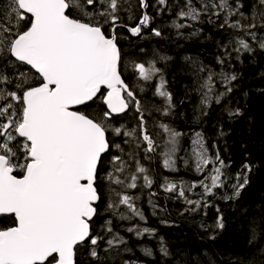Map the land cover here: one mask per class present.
Here are the masks:
<instances>
[{
	"label": "snow or ice",
	"instance_id": "snow-or-ice-1",
	"mask_svg": "<svg viewBox=\"0 0 264 264\" xmlns=\"http://www.w3.org/2000/svg\"><path fill=\"white\" fill-rule=\"evenodd\" d=\"M150 7L157 15L172 12L168 27L177 38L197 36L199 29L184 30L205 18L230 37L218 44L220 71L191 61L196 74H205L198 75L196 91L197 110L207 116L233 91L232 62L264 53V0H0V264H138L126 256L132 248L119 229L137 241L155 237L154 229L114 223L146 221L133 195L138 189L149 190L156 214V181L144 161L158 157L165 171H177L184 135L161 119L175 109L158 67L171 57L154 50L149 58L138 46L144 58L126 61L120 45L121 38H165L153 26ZM147 90L161 103H146ZM225 111L229 119L241 115ZM190 142L179 159L202 178L188 184L164 176L159 188L165 199L181 200L189 206L185 211L195 212L210 207L207 198L228 185L231 165L218 150L211 152L202 131L193 130ZM252 168L241 166L232 194L223 199L241 195ZM260 222L252 218L249 244ZM215 228H224L222 213ZM141 250L153 255L151 248ZM159 253L169 256L162 240ZM247 264H264V247Z\"/></svg>",
	"mask_w": 264,
	"mask_h": 264
},
{
	"label": "trees",
	"instance_id": "trees-1",
	"mask_svg": "<svg viewBox=\"0 0 264 264\" xmlns=\"http://www.w3.org/2000/svg\"><path fill=\"white\" fill-rule=\"evenodd\" d=\"M134 11L138 15L140 10L137 8ZM147 11L154 17L153 26L161 28L165 38L149 37L145 40H135L134 43L132 40L121 38L120 45L124 53L128 54L125 57L126 61L137 57L144 58L137 51L138 46L146 48L149 58L152 57L154 50L171 57L166 63L158 62V67L163 70L168 82L167 87L173 95L175 109L170 117L161 119L184 135L180 137L179 150L176 154L177 171H165L159 166L158 157H154L152 161H144L156 181L151 189L158 193L153 198L159 206L156 214H153L148 203L149 190L141 192L138 189L133 191V195L140 197L137 203L146 221L114 220L116 224L125 226L139 224L142 228L155 230V237L145 236L137 241L132 234L120 228L121 234L128 238L129 246L132 248L126 256L138 260V264H241L242 261L247 264L257 250L264 247V53L257 52L255 57L245 55L241 61L234 60L227 69L237 74V80L233 82V91L220 105L213 103L212 107L207 109V116H200L197 110L200 100L196 91L197 77L205 74H196L191 61L206 64L215 71H220V66L216 64V55L220 51L218 44L221 40L227 43L230 37L207 23L205 18L202 23L184 30L187 33L199 29L197 36L177 38L175 31L168 27L172 12L166 11L157 15L151 7ZM133 53L135 55H132ZM185 57L191 60H186ZM124 76L127 79L130 73L126 71ZM130 83L135 85L134 80ZM144 97L146 103H161L152 95L151 90L143 93L142 98ZM226 108L239 109L241 115L229 119ZM153 116L159 114L153 113ZM152 119L153 117H149L150 127ZM193 130L202 131L207 137L211 152L214 154L218 150L226 164L231 165L225 169L231 177L228 185L217 189L216 195L207 198L210 207L206 209L201 207L195 212L185 211L189 206L181 200L165 199L166 194L159 188L164 176L188 184L202 178L197 176L191 167H185L183 160L179 159L188 155ZM220 130H223L225 135L220 136L218 134ZM212 144H216L217 147L211 148ZM244 163L253 166L252 171L248 173L249 184L238 198L223 199L225 195L232 194L230 185L235 182V174ZM199 192L200 189L194 190V193ZM190 198L199 199V196L193 194ZM217 208L220 209V213L217 212ZM221 213L224 223L222 230L215 228L217 216ZM253 217L261 222L258 237L249 244L251 239L249 224ZM212 234H215L214 240L208 238ZM161 240L169 251V256L163 258L159 253ZM145 247L153 250L152 256L144 255L141 249Z\"/></svg>",
	"mask_w": 264,
	"mask_h": 264
},
{
	"label": "flooded vegetation",
	"instance_id": "flooded-vegetation-1",
	"mask_svg": "<svg viewBox=\"0 0 264 264\" xmlns=\"http://www.w3.org/2000/svg\"><path fill=\"white\" fill-rule=\"evenodd\" d=\"M133 23H134V21H133ZM122 31H124V33L126 34V30H122Z\"/></svg>",
	"mask_w": 264,
	"mask_h": 264
},
{
	"label": "rangeland",
	"instance_id": "rangeland-1",
	"mask_svg": "<svg viewBox=\"0 0 264 264\" xmlns=\"http://www.w3.org/2000/svg\"><path fill=\"white\" fill-rule=\"evenodd\" d=\"M129 23H133V21H129ZM121 40V39H120Z\"/></svg>",
	"mask_w": 264,
	"mask_h": 264
}]
</instances>
